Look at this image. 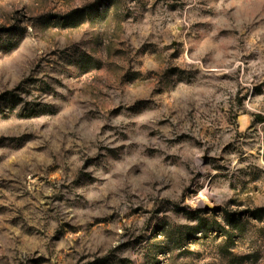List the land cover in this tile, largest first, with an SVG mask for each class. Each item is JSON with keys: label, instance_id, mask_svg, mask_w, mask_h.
<instances>
[{"label": "rangeland", "instance_id": "1", "mask_svg": "<svg viewBox=\"0 0 264 264\" xmlns=\"http://www.w3.org/2000/svg\"><path fill=\"white\" fill-rule=\"evenodd\" d=\"M0 264H264V0H0Z\"/></svg>", "mask_w": 264, "mask_h": 264}]
</instances>
